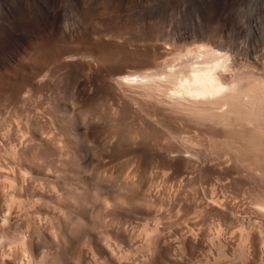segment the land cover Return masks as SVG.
Masks as SVG:
<instances>
[{
	"label": "rangeland",
	"instance_id": "rangeland-1",
	"mask_svg": "<svg viewBox=\"0 0 264 264\" xmlns=\"http://www.w3.org/2000/svg\"><path fill=\"white\" fill-rule=\"evenodd\" d=\"M0 264H264V0H0Z\"/></svg>",
	"mask_w": 264,
	"mask_h": 264
},
{
	"label": "bare ground",
	"instance_id": "bare-ground-1",
	"mask_svg": "<svg viewBox=\"0 0 264 264\" xmlns=\"http://www.w3.org/2000/svg\"><path fill=\"white\" fill-rule=\"evenodd\" d=\"M198 74V73H197ZM220 76V75H219ZM196 77V76H195ZM202 77H204V76H200V81H201V79H203ZM207 77V79H208V76H206ZM221 77V76H220ZM136 78V77H135ZM199 78V77H198ZM198 78H195V79H198ZM205 78V77H204ZM131 79V78H130ZM122 80V79H121ZM131 80H133V79H131ZM136 80H137V78H136ZM204 80V79H203ZM126 81V80H125ZM129 81V80H128ZM195 81V80H194ZM199 81V80H198ZM207 80H206V78H205V82H206ZM135 83V82H134ZM203 83V82H202ZM122 84H124V86H128V84L129 85H132L131 84V82H125V83H122ZM136 84V83H135ZM205 84V83H204ZM209 85V84H208ZM211 86V85H210ZM204 87V86H203ZM215 87V86H214ZM206 88V87H205ZM197 89V90H194L193 88V92H197V91H199V93L197 92V93H193V95H195V94H197L198 96H200V95H202V96H204V97H207V94L209 95V94H212V93H215V92H217V91H220V92H222V88H224V87H222V85H219L218 87H215V89L213 88V87H211V88H206V89ZM212 88L214 89V90H212ZM228 89V88H227ZM122 90V89H121ZM190 92H191V90H190ZM233 92V91H232ZM238 92V91H237ZM186 93V92H185ZM192 94V93H191ZM217 94V93H216ZM224 94V93H223ZM222 94V95H223ZM186 96V95H185ZM211 96H213V94L211 95ZM218 96V95H217ZM248 96V95H247ZM203 97V98H204ZM228 97V96H227ZM230 97V96H229ZM228 97V98H229ZM200 98V97H199ZM208 98H210V97H207V99ZM204 99H206V98H204ZM224 99H226V98H224ZM188 101V100H187ZM198 100H195L194 102L197 104L198 102H197ZM212 101V100H211ZM211 101H209V102H211ZM221 101H222V99H221ZM220 101V102H221ZM241 101V100H240ZM203 103V100L201 101L200 100V102L199 103ZM218 102V101H217ZM199 103H198V105H199ZM208 103V102H207ZM191 104H193V103H191ZM209 104V103H208ZM224 104V103H223ZM227 104V103H226ZM243 104V103H242ZM209 105H211V104H209ZM219 105V104H218ZM225 105V104H224ZM194 106V105H193ZM217 106V105H216ZM226 106V105H225ZM201 107H203V106H201ZM209 109V108H208ZM220 113V112H219ZM224 113V112H223ZM90 136H91V134H90ZM181 137V136H180ZM45 138V137H44ZM43 138V139H44ZM48 138H50V137H48ZM47 138V139H48ZM42 139V140H43ZM47 141V140H46ZM115 141V140H114ZM22 142H23V140H22ZM26 142V141H25ZM61 146V145H60ZM79 147V146H78ZM171 150V149H170ZM110 151V150H109ZM142 154V153H141ZM52 155V154H51ZM187 155V154H186ZM68 157V156H67ZM89 157V156H88ZM178 157H180V156H178ZM175 158V157H174ZM183 158V157H182ZM192 158V157H191ZM141 159V158H140ZM184 160H185V158H183ZM84 160V159H83ZM92 160V159H91ZM176 160V159H175ZM174 160V161H175ZM56 161V160H55ZM173 161V162H174ZM181 161H182V159H181ZM84 162H85V160H84ZM177 162V161H176ZM223 162V161H222ZM92 163V162H91ZM101 163V162H100ZM194 163V162H193ZM205 163H206V161H205ZM187 164H189V163H187ZM190 164H191V162H190ZM230 164V163H229ZM57 165V164H56ZM60 165V164H59ZM94 165V164H93ZM100 165V164H99ZM59 167V166H58ZM103 167H105V166H103ZM199 167V166H198ZM188 168V167H187ZM219 168V167H218ZM66 169V168H65ZM137 169H139V168H137ZM61 170V169H60ZM71 170V169H70ZM193 170V169H192ZM130 171V170H129ZM198 171V170H197ZM58 172V171H57ZM184 172H186V170L184 171ZM191 172V171H190ZM135 173V172H134ZM163 173H165V172H163ZM196 173V172H195ZM166 174V173H165ZM190 174V173H189ZM56 176V175H55ZM188 176V175H187ZM193 177V176H192ZM68 178V177H67ZM184 180H185V178H184ZM88 181V180H87ZM76 182V181H75ZM76 183H78V182H76ZM151 186V185H150ZM136 191V190H135ZM156 194V193H155ZM155 197V196H154ZM59 198V197H58ZM104 205V204H103ZM97 206V205H96ZM79 209V208H78ZM107 209V208H106ZM107 210H109V209H107ZM107 217V216H106ZM100 218V217H99ZM104 223V222H103ZM196 226V225H195ZM89 238V237H88ZM106 243V242H105ZM107 247V246H106ZM113 256V255H112ZM118 260V259H117Z\"/></svg>",
	"mask_w": 264,
	"mask_h": 264
}]
</instances>
